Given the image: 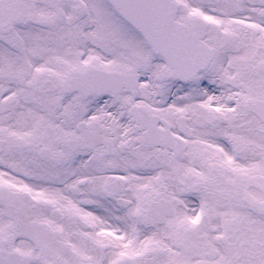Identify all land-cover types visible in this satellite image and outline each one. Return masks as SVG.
<instances>
[{"label":"snow or ice","instance_id":"6c2138e0","mask_svg":"<svg viewBox=\"0 0 264 264\" xmlns=\"http://www.w3.org/2000/svg\"><path fill=\"white\" fill-rule=\"evenodd\" d=\"M0 264H264V0H0Z\"/></svg>","mask_w":264,"mask_h":264}]
</instances>
